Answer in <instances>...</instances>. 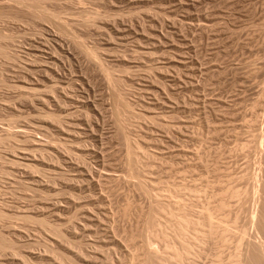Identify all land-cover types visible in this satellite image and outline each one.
Returning <instances> with one entry per match:
<instances>
[{
	"label": "rangeland",
	"instance_id": "374dc122",
	"mask_svg": "<svg viewBox=\"0 0 264 264\" xmlns=\"http://www.w3.org/2000/svg\"><path fill=\"white\" fill-rule=\"evenodd\" d=\"M263 207L264 0H0V264H254Z\"/></svg>",
	"mask_w": 264,
	"mask_h": 264
},
{
	"label": "bare ground",
	"instance_id": "6f19581e",
	"mask_svg": "<svg viewBox=\"0 0 264 264\" xmlns=\"http://www.w3.org/2000/svg\"><path fill=\"white\" fill-rule=\"evenodd\" d=\"M263 210H264V207H263ZM261 217V219L259 220V229H260V231L263 233V236H264V215H263V213H262V215L260 216ZM255 218V217H254ZM256 223V222H255ZM257 228V227H256ZM212 230H213V227L210 225L209 226V232H211L212 233ZM254 255V254H253ZM239 258H240V254H239V250L237 249L236 250V252L234 253V256H233V258L231 259V261L230 262H238L239 261ZM249 259H250V261H252L254 264H264V251H263V254H262V256L261 255H254V256H249ZM215 264H220V262L217 260L216 262H215Z\"/></svg>",
	"mask_w": 264,
	"mask_h": 264
}]
</instances>
